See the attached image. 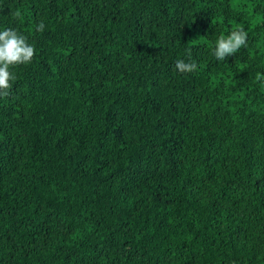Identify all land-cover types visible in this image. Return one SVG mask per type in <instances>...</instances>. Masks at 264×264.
I'll list each match as a JSON object with an SVG mask.
<instances>
[{
    "label": "trees",
    "instance_id": "obj_1",
    "mask_svg": "<svg viewBox=\"0 0 264 264\" xmlns=\"http://www.w3.org/2000/svg\"><path fill=\"white\" fill-rule=\"evenodd\" d=\"M7 28L35 53L0 98V264H264V0H0Z\"/></svg>",
    "mask_w": 264,
    "mask_h": 264
},
{
    "label": "clouds",
    "instance_id": "obj_2",
    "mask_svg": "<svg viewBox=\"0 0 264 264\" xmlns=\"http://www.w3.org/2000/svg\"><path fill=\"white\" fill-rule=\"evenodd\" d=\"M16 18L20 17L17 11ZM36 30L43 32L45 24L41 21ZM248 46V33L243 27L232 30L225 37L220 35L216 40L212 55L217 61L224 62L229 56L238 53L242 48ZM35 48L28 43L27 37L14 28H7L0 31V98L10 96V81L16 80V74L10 71L11 68L19 65H28L34 58ZM196 62H185L178 59L175 63V70L181 74L192 73L197 69Z\"/></svg>",
    "mask_w": 264,
    "mask_h": 264
}]
</instances>
